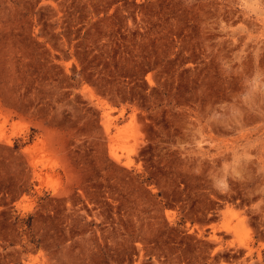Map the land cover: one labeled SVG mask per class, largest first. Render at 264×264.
<instances>
[{"label":"rangeland","instance_id":"rangeland-1","mask_svg":"<svg viewBox=\"0 0 264 264\" xmlns=\"http://www.w3.org/2000/svg\"><path fill=\"white\" fill-rule=\"evenodd\" d=\"M0 264H264V0H0Z\"/></svg>","mask_w":264,"mask_h":264}]
</instances>
